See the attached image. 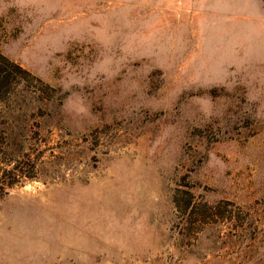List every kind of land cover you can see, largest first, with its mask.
<instances>
[{"label":"rangeland","instance_id":"rangeland-1","mask_svg":"<svg viewBox=\"0 0 264 264\" xmlns=\"http://www.w3.org/2000/svg\"><path fill=\"white\" fill-rule=\"evenodd\" d=\"M0 56V264H264L263 0H0Z\"/></svg>","mask_w":264,"mask_h":264},{"label":"trees","instance_id":"trees-1","mask_svg":"<svg viewBox=\"0 0 264 264\" xmlns=\"http://www.w3.org/2000/svg\"><path fill=\"white\" fill-rule=\"evenodd\" d=\"M264 1V0H263ZM0 63L1 64H9L8 63V61L4 58V57H2V56H0ZM1 66V65H0ZM13 67H15V68H17L18 70H20L21 72H24L25 74H26V72L25 71H23L19 66H15V65H13ZM3 79H4V77L2 78V79H0V84L3 82Z\"/></svg>","mask_w":264,"mask_h":264}]
</instances>
